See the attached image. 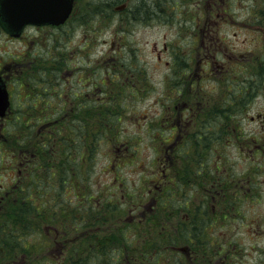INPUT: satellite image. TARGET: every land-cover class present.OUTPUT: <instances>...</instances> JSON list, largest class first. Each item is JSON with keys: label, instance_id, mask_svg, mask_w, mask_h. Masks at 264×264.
I'll use <instances>...</instances> for the list:
<instances>
[{"label": "rangeland", "instance_id": "1", "mask_svg": "<svg viewBox=\"0 0 264 264\" xmlns=\"http://www.w3.org/2000/svg\"><path fill=\"white\" fill-rule=\"evenodd\" d=\"M150 1L152 0L144 1L148 2L145 8H151L153 5L155 7L152 10L153 16L138 13L140 1L129 0L127 3L129 9L114 13L116 17L110 12L103 11L98 18L96 14L99 5L86 3V19L88 17L89 19L83 23L86 31L91 29L87 35L94 32L96 41L92 43L91 37L82 36L80 28L76 26L67 33L59 34L60 36L52 32L36 34L33 29H27L24 35L16 40L0 36V72L11 75L7 83L12 93L11 113L6 121H3V127L8 128L10 125L14 129L12 123L14 112L21 105L25 108L27 103L32 102L31 99L24 97L27 94L26 87L32 89L33 86V89L37 90L35 83L31 82L25 86L17 81L21 65L33 63L37 79L36 62L39 55H45V52L49 51L48 59L49 54H55L59 50H66L69 55L71 52L74 62L70 67L80 65V56L87 55L89 51L95 52L94 58L102 53L106 54L101 64L99 59L90 64V67L83 66L87 68L84 74L73 71L72 76L71 71H66L65 80L58 84V88L67 94L74 90L82 91L87 94L86 100H90V92H99L103 87L100 74L106 68L111 69L113 66L110 67L108 62L115 59L124 74L115 72V81L120 84V98L117 97L120 113L114 110V114L120 120L114 118L116 120L114 137H110L108 133L99 134L102 139L96 141L95 158L90 160L87 157L85 161L78 157L81 153L88 152L87 143L72 142L68 146L67 154L70 156L63 160L67 169V174L63 178H67L69 183L62 186L65 187L64 192L58 195L60 188L56 187H60L61 184L57 179L49 200L54 201L58 198V202L67 203L68 200L76 198L71 193L81 188L91 194L93 200H98L100 194L105 201L110 198L116 200L115 195L119 196L122 191H131L133 195L135 194V205H131V209L129 203L121 204L117 201L116 209L106 210L109 213L115 212L116 215L111 221L122 226V245L128 248L137 245L140 248L139 253H149L154 248H157L156 252H162L160 248L162 244L151 243L150 239L164 237L165 232L176 237V240L174 238L170 240L171 244L186 247L182 229L180 231V227H177L178 219L185 218L183 216L187 211L185 205L193 211L196 206L207 202L212 205L209 211L213 216L210 223L207 218H201L200 238H204L198 241L201 252L199 255L196 253L191 260L192 263L186 261L184 264H264V143L261 148L256 147V140L261 135L264 137V117L258 114L264 113V88H261L260 96L247 100L235 98L232 94L237 90L238 77L248 68L245 61H239L244 60L240 56L244 54L243 50L237 52L228 46L229 50L224 56L233 55L235 57L231 60L236 61L227 63L222 71L217 66L212 68L207 62L210 57L204 58L205 54L210 55L208 51L200 53L202 59L195 56L194 52L188 56L187 50L190 49L189 45L193 39L189 35V32H193L190 29L192 25L190 17L197 14L198 10L193 7V0H154L152 3ZM160 6L162 7L158 9ZM137 14L143 15L144 18L136 19L134 15ZM183 16L185 26L188 25L187 29L183 27ZM118 22L121 23L119 26ZM117 31L120 33L118 36L115 35ZM218 31L217 35L222 37L223 28ZM232 33L233 30H230L226 37L234 39ZM115 36L118 37L117 43H114ZM182 50L187 52V68L178 64L176 70H181L170 76L173 71L171 65L172 67L175 65L173 60L184 63V57L175 59L182 56ZM261 52L258 51L259 56ZM250 54V61L252 58L254 61L249 63L244 77L249 80L252 88L257 89L261 80L255 59L257 52L251 51ZM221 58V52H217L215 59L218 61ZM228 58L226 61H229ZM54 59H57V56ZM105 61L108 62L104 63ZM109 71L113 72V69ZM234 75L236 76L233 77ZM110 76L114 77L113 73H110ZM115 88L117 84L109 85L103 91ZM46 91L48 98L44 97ZM221 92H224V95L231 94L232 100L238 102L231 112V118L214 116L213 121L206 123L209 112L208 106L203 104L205 109L202 107L197 113L191 114L189 117L192 119L189 120L187 117L189 111H183L187 105L182 106V103L195 108L202 104L199 101L204 98L212 105L220 106L224 103ZM47 100H51L55 107L62 105L66 109L71 105V102H65L57 97L49 85L42 96L37 97V101L41 102L40 106L38 102L37 105L45 106ZM75 106L83 108L81 101L75 102ZM18 112L21 117V111ZM179 126L186 129L189 137L185 139L180 137L182 129ZM5 128L3 134L7 138L9 134ZM204 133H207L205 139L202 136ZM199 135L201 139L198 138ZM18 153L19 149L13 146L12 141L6 140L4 145L0 146V188L6 185L8 178L15 176L19 164ZM73 159H76L75 163ZM19 166L22 172L25 168ZM64 167L60 166L59 169L63 171ZM157 182H161L160 185H163L162 189L165 190L163 198L162 189L155 188L154 183ZM69 184L74 186L72 190L69 189ZM100 190L103 192H99ZM137 190H143V198L137 196ZM2 194L3 191L0 190V196ZM75 201L67 203V206L70 203L75 204ZM166 203L168 206L169 203L174 205L171 211L164 209L163 204ZM224 203L228 210L223 207ZM114 204H108L106 207H114ZM99 208L105 209L100 203ZM51 209L52 204L49 205L48 211ZM118 209L123 213L117 211ZM139 217H142V223H139ZM163 219L167 222L162 225L170 226L166 230L163 228V234H160V229L151 224H160L157 222ZM38 224L37 221L28 223V229L24 228L20 234L24 240L37 241V237L44 240L43 236L39 237L41 232L37 229ZM46 239L49 240L48 236ZM98 243V239L92 242L96 247ZM111 252L112 244H109L106 246L104 256L94 257L90 253L89 261L85 259L84 262L102 264L105 258L110 260ZM53 253L43 249L41 255L37 253L36 260L37 262L40 260L41 264H64V261H67L57 258L56 253L54 255ZM158 258L153 256V263L156 264ZM170 260H177V256L172 255Z\"/></svg>", "mask_w": 264, "mask_h": 264}, {"label": "trees", "instance_id": "2", "mask_svg": "<svg viewBox=\"0 0 264 264\" xmlns=\"http://www.w3.org/2000/svg\"><path fill=\"white\" fill-rule=\"evenodd\" d=\"M139 1L140 2L138 5L140 9L138 12L143 14L147 13L149 7H147L145 10V0ZM154 9L155 7L153 10ZM68 29L69 26H66L62 29H55L54 32L57 35H61L67 33ZM90 30L91 29L87 31L85 30V32L89 33ZM93 34L94 32L87 35L91 37V43L96 41V37H94ZM56 45L57 44L55 43L54 46ZM180 53L182 54V52ZM44 54L45 57L43 55H39V58L37 57V79L34 74L35 70L33 69V63L25 64L21 68L23 69V72L19 71L18 74L19 77L17 81L20 85H30L31 82L33 84H37V90L33 89V86L31 87L32 89L26 87L27 94L24 97L31 99L32 102L27 103L25 108H22L21 105L17 111L14 112L13 115L15 116L12 118L14 129H12L10 125L8 128L3 127V129L5 128L6 132L9 134V137H5L6 135L3 134V129L0 131V134L3 135V137H0V146L4 145V142L8 140L12 141L15 148L19 149V164L15 176L8 178L6 185L0 188V190L3 191V194L0 196V262L2 261L1 254L4 253L6 247H8L10 254L13 253L12 247L20 248L19 252H30L32 254L36 250L34 248L35 244H37L38 254L42 253L43 249L47 250V248L44 246L50 245L51 243L48 239H46V236L55 235L54 231L51 230V226H55L59 230L67 231L68 233H72L71 237L73 238L74 243L70 253V255H72V260L69 262L64 261V264H85V259H89L90 253L86 252L85 241L83 239L75 241L77 237L83 235L84 231L86 233L87 228H90V236L94 238L91 242L94 243V241L98 239L100 243L105 244V248L103 250L100 248L98 249L97 246V250L99 251L91 253L94 257H99L101 256L100 254L103 253L105 254L106 246L112 244V252L109 255H112V253L115 252V249L119 248L122 256L124 252L128 251L134 253L138 261H140L139 258L141 257L148 258L149 254L147 252H138L140 248L137 245H134L130 248L122 245V226H119L118 224L115 225L111 221L116 215L115 212L109 213L106 210V208L116 209L115 206L117 201L120 203H129V208L131 205H135V194L133 195L131 191H122L120 192L119 196L115 195L116 200L110 198L105 201L104 197H100V194L98 200H93L92 195L84 192L81 188L71 193L76 197L73 199L76 200L75 204L70 203L67 206V203L73 200H68L67 203H61L57 201L58 198H55V204L53 200H49L51 199V191L57 179L58 183L61 184L60 187H56L60 188L58 195H61L64 192L65 187L62 186L69 183L67 182V178H63V176L67 174V169L64 167L65 161L63 162V160L70 156L67 153L69 150L68 146L71 145L72 142L87 143L86 147L88 152H83L78 157L80 160L83 159V161H85L87 157L90 160L95 158L94 150L96 147V141L98 142L100 139H102V136L99 134L108 133L110 137H114V128L116 123L114 118L116 117L118 120H120L119 117L114 114V110H117L118 114L120 113V103L119 99L117 98H120V84L119 82L117 83L115 81V72L119 71L120 74H124V72L121 71L118 66V62L112 57V55H109L114 59V61H105L104 63L108 62L110 67L113 66L111 68L113 69V72L109 71L111 69H104L105 71L100 74V82L101 86L103 87L98 92V95L97 92L91 91V97L89 96L91 99L86 100L87 94L83 93L82 91L74 90L67 94L64 90L58 88V84L65 80L64 73L66 71H71L72 76L73 71L84 74V72H87V68H83V66L90 67V64H94L95 61L99 59L101 64L106 58V54L102 53L93 59L91 58L92 51H89L87 55L80 56V65H74L72 67H70V64L74 62V59L71 55V52L69 55L66 50L57 51L55 55L58 57L56 59L58 60L57 65L54 63H48V61H51V54L48 55V57H50L49 59L47 58L48 52H45ZM182 57H184V54H182V56H177L175 59H182ZM31 62H33V60H31ZM46 62L48 64H45ZM173 64L175 65L174 67L171 65L173 71L170 76L173 74L176 75V73L181 70H176V66L178 64L184 68H187L185 59L184 63L179 60H173ZM110 73H113L114 77L110 76ZM116 84L117 88L103 91L109 85L113 86ZM47 85L52 88L57 97L65 100V102H71V105L66 109L62 105L60 107H55L53 106L51 100H47L45 106L39 107L41 102L37 101V97L42 96ZM94 87L97 88V85ZM114 92L116 93L113 94ZM47 93L48 91L45 92L44 97L48 98ZM221 93L224 96V103L220 104V106L208 104L209 114L206 123L210 120L213 121L212 118L214 116L217 118H219V116L231 118V112L238 102L232 100L233 98L231 94L224 95V92ZM93 95L95 97H93ZM233 95L236 98V95ZM101 96L103 97L102 99L100 98ZM239 99L247 100L246 98ZM80 101L83 108H78L75 106V102L79 103ZM37 102L39 106L37 105ZM18 110L21 111L20 113H22L21 117L20 114H18ZM214 113L216 114L214 115ZM174 114L176 115V111H174ZM84 133L85 135H83ZM205 135H207V133L202 135L204 136V139ZM199 139H201V136ZM75 161L76 159H73L74 163ZM19 165H22L25 168L22 172V168ZM60 166L64 167L63 171L59 169ZM160 184L161 182H157L156 184L154 183L155 188H158L159 186L162 189L163 185ZM72 188H74V186L69 184V189L72 190ZM99 192L103 191L100 190ZM163 192H165L164 189L161 191L162 198L164 197ZM137 194L138 197H144L143 190H137ZM125 196L127 197L126 199ZM122 198H124L123 201ZM99 203L105 209L101 210L99 208ZM112 203H115L114 207H106V205ZM51 204L52 209L48 211L49 205ZM166 204H163L164 209L171 211L174 205L169 203L168 206V204ZM202 204L206 205L205 213L209 215V204L207 202ZM223 207L228 210L225 203L223 204ZM184 208H187L186 213L188 221L178 219V226H184L180 227V231L182 229L183 233L182 236H186L188 233L192 234L193 237L201 236L200 234L202 233V230L200 229V226L202 220L200 218H195L194 210H190L188 205H185ZM117 211L121 212V209H118ZM122 211L124 210L122 209ZM224 217L226 216H222V218ZM31 221H37V223H39L37 225V229H40L41 232L39 237L43 236L44 240L38 239V237L37 241H21L19 239L24 238L20 234L23 233L24 228L28 229V223ZM165 222L167 221L163 219L157 222L160 224H153L154 227H158L160 229V234H163V227L166 228L165 224L162 225V223ZM139 223H142V221ZM112 224L114 226H112ZM146 234L149 233L146 232ZM200 239L203 240L204 238ZM150 242L153 243L152 241ZM107 248L108 250H111L110 247ZM16 250L17 249H15V251ZM155 251L156 248L150 250L149 253H153ZM8 259L10 260L12 257L10 256ZM37 264H41V261L38 260Z\"/></svg>", "mask_w": 264, "mask_h": 264}, {"label": "flooded vegetation", "instance_id": "3", "mask_svg": "<svg viewBox=\"0 0 264 264\" xmlns=\"http://www.w3.org/2000/svg\"><path fill=\"white\" fill-rule=\"evenodd\" d=\"M154 0L150 1L151 3ZM184 1V0H181ZM129 0H72V7L71 10L67 16V18L60 24H37L36 26H27L26 29H33L36 34L37 32H40L41 34H50V32L55 34V29H62L63 27L69 26L68 32L71 31L72 29L80 28L82 36H86L87 33L85 30L87 29L84 26V21L88 20L89 17L86 19L87 15V10L86 9V3H97L99 5L98 8V13L96 14L97 18L99 17L100 14L104 12L112 13L113 16L114 13L118 14L120 11H124L125 9L128 10L129 7L127 3ZM143 2V1H142ZM194 4L193 7L197 8V14H194L190 17V22H192V25L190 26L192 33L189 32V35L193 37L190 46V49L187 50L189 52L188 56H191V52L195 53V56L198 58L200 57L202 59V56L200 53L202 51H208L210 52V55L205 54L204 58L210 57V60L207 61L210 63L212 68H215L216 66L220 68V70L224 69L225 66H227V63H230L231 61H236V60H231L235 56H224V53H226L229 48L228 46L231 47L232 50H236L237 52L243 50L244 54H240L244 60H239L247 64L249 68V63L254 61V58L251 59L250 61V52H257V58L256 63H258L259 67V73L261 75V80L259 82V88H252L250 86L249 80H247L244 77V73L247 72V69H244V73H241L242 76H239L237 80V87L236 91L233 92L232 94L236 95V98H254L256 96H260V90L261 88H264V0H193ZM148 4V2H146ZM145 3V4H146ZM157 3V2H155ZM203 3V6H202ZM139 4V3H138ZM139 6V5H138ZM153 7V5H151ZM162 6H160L158 9H160ZM138 7H135V9ZM154 8V7H153ZM151 9L147 10V13H145L146 16H153V13ZM101 9V12H100ZM125 10V11H126ZM146 10V8H145ZM100 12V13H99ZM121 13V12H120ZM139 13V12H138ZM116 17V16H115ZM134 17L137 18H144L143 15H134ZM184 16L182 18L183 22V27L187 29L188 25L185 26L186 21H184ZM121 23H117L119 26ZM73 25V26H72ZM223 28V36L219 37L217 35L218 29L220 30ZM25 29V30H26ZM22 32V36L25 33ZM230 30H233V33L231 36H234V39H230L227 36V32ZM122 31V29H121ZM85 32V34L83 33ZM2 34L4 33L5 35H9L8 32L2 31ZM119 31L115 33V35L118 36ZM187 35V33H186ZM115 36V41L114 43L118 42V37ZM6 39H9V37H6ZM236 43V44H235ZM238 44V46H237ZM191 45L193 48L191 49ZM236 46V47H235ZM184 54V59L185 63L187 61V52L182 50ZM258 51L261 52V55L259 56ZM221 52L222 58L219 59L218 61L215 59L216 58V53ZM49 53V51H48ZM55 54H51V61H48V63H54L57 65L58 60L54 59ZM186 55V56H185ZM226 55V54H225ZM45 57V55H43ZM227 57H229V61L227 60ZM263 57V58H261ZM58 58V57H57ZM223 59V61H222ZM47 62L45 64H48ZM216 63V64H215ZM24 65L20 66V71L23 72V69H21ZM40 66V65H39ZM187 66V63H186ZM198 67V66H197ZM40 68V67H39ZM221 70V71H222ZM2 78L5 80L6 85H8L7 80H9L10 76L9 74L4 75L2 72H0ZM240 74V75H241ZM234 75L233 77H235ZM234 80H232L233 82ZM263 93V92H262ZM191 102L193 103V99H191ZM200 104L198 107L193 106L190 107L188 104H183L187 105L186 107L183 108V111H189L187 117L189 120L192 119V117H189L191 114H195L201 109L202 107L205 109L204 106H208L211 103L207 101L206 99H201L199 101ZM204 104V106H203ZM191 108V110H189ZM198 108V109H197ZM208 109V108H207ZM11 110L9 109L7 116L4 118L3 121L6 120V118L10 115ZM259 116L264 117V113H258ZM257 114V115H258ZM178 115V112H177ZM181 120L182 123L184 122L183 115L181 113ZM179 128L182 129L181 136L183 139L189 137L186 134V129L182 128L179 126ZM3 129V122L0 120V131ZM264 134V133H263ZM262 136V135H261ZM256 140L257 148H261L262 144L264 143V137H261ZM0 137H3L2 134H0ZM200 138V135L198 136ZM229 140V139H227ZM210 207L212 205H209ZM191 210V209H190ZM206 211V205H199L196 206L194 209L195 212V218H208L209 223L212 220L213 214L207 215L205 213ZM185 218L183 219L184 221H188L187 213L184 212ZM131 221V217L129 219ZM120 222V221H119ZM170 225H166L165 227L168 228ZM175 226V225H172ZM177 226V225H176ZM179 227V226H177ZM175 227V228H177ZM180 227H184L180 225ZM164 228V227H163ZM166 228H164L166 230ZM51 230L54 231L55 235L48 236L50 245L47 246V249H49L48 253H53V255L56 253L57 258H63L64 260H67L66 262H69L72 260V255H70L73 247V238L71 235H68L67 231L59 230L55 226H51ZM90 228H87V231L83 233L82 236L77 237L75 241L83 239L86 243L85 249L86 252L89 253H95L97 250V247L92 244V240L94 239L93 237L90 236ZM193 233V232H192ZM185 239V244L186 247H183L182 245H174L170 243V240L173 238L176 240V237L173 236L172 234L170 235L168 232H165L164 237H156L150 239L155 244H162L160 247L161 249L165 250L162 252H153L150 254V257L148 258H139L140 261H138L137 257L135 256L134 253L132 252H124L123 256L121 255V252L118 249H115V252L112 253L110 260L108 261L107 258L104 259V262L102 264H155L153 263V256L159 257L156 261V264H184V262L192 263V259L201 252V248L199 249L198 247V241L200 240V236L198 237H193L192 234L188 233L186 236H182ZM21 241H24V238H19ZM92 245V246H91ZM34 248L36 249L34 253H24V252H19L18 247H12L13 253H9L8 247H6V250L4 253H2V261L0 264H32V263H37V244H35ZM103 250L105 248L104 243L98 244V249ZM15 249H17L15 251ZM24 249V248H23ZM103 253V252H100ZM197 253V254H196ZM101 256H104L103 254H100ZM167 255H172L177 256V260H170V257H167ZM12 257V259H8L9 257ZM35 258V259H34ZM34 260V261H33ZM89 261V259H87Z\"/></svg>", "mask_w": 264, "mask_h": 264}, {"label": "water", "instance_id": "4", "mask_svg": "<svg viewBox=\"0 0 264 264\" xmlns=\"http://www.w3.org/2000/svg\"><path fill=\"white\" fill-rule=\"evenodd\" d=\"M72 0H0V23L13 36L27 24H60L68 16ZM9 106L8 92L0 78V116Z\"/></svg>", "mask_w": 264, "mask_h": 264}]
</instances>
